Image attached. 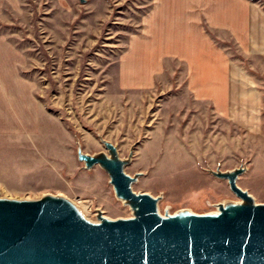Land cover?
<instances>
[{
    "label": "rangeland",
    "instance_id": "obj_1",
    "mask_svg": "<svg viewBox=\"0 0 264 264\" xmlns=\"http://www.w3.org/2000/svg\"><path fill=\"white\" fill-rule=\"evenodd\" d=\"M98 134L162 213L239 200L207 169L243 163L264 202V0H0V196L131 216L78 159Z\"/></svg>",
    "mask_w": 264,
    "mask_h": 264
},
{
    "label": "water",
    "instance_id": "obj_2",
    "mask_svg": "<svg viewBox=\"0 0 264 264\" xmlns=\"http://www.w3.org/2000/svg\"><path fill=\"white\" fill-rule=\"evenodd\" d=\"M98 138L106 150L87 153L78 142V159L84 169L99 166L108 174L116 199L132 215L111 218L96 208L93 220L61 194L0 196V264H264V202L238 185L246 163L207 169L227 180L239 200L204 213H162V195L133 189L144 173L126 171L136 145L122 157L116 143Z\"/></svg>",
    "mask_w": 264,
    "mask_h": 264
},
{
    "label": "crops",
    "instance_id": "obj_3",
    "mask_svg": "<svg viewBox=\"0 0 264 264\" xmlns=\"http://www.w3.org/2000/svg\"><path fill=\"white\" fill-rule=\"evenodd\" d=\"M243 18V17H242ZM234 19V18H233ZM234 23H238L239 25H243L244 24V26H245V21L244 20H237V19H235L234 20ZM245 29V28H244Z\"/></svg>",
    "mask_w": 264,
    "mask_h": 264
},
{
    "label": "bare ground",
    "instance_id": "obj_4",
    "mask_svg": "<svg viewBox=\"0 0 264 264\" xmlns=\"http://www.w3.org/2000/svg\"><path fill=\"white\" fill-rule=\"evenodd\" d=\"M78 205V204H77ZM79 207V206H78ZM80 208V207H79ZM82 210V209H81Z\"/></svg>",
    "mask_w": 264,
    "mask_h": 264
}]
</instances>
